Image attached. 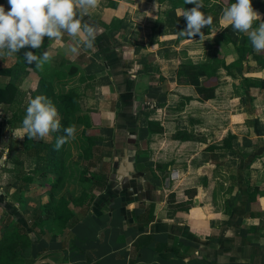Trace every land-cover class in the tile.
Returning a JSON list of instances; mask_svg holds the SVG:
<instances>
[{
	"label": "crops",
	"instance_id": "obj_1",
	"mask_svg": "<svg viewBox=\"0 0 264 264\" xmlns=\"http://www.w3.org/2000/svg\"><path fill=\"white\" fill-rule=\"evenodd\" d=\"M203 3L213 17L204 40L178 35L182 10L194 7L184 0H100L84 16L97 30L93 49L74 56L44 37L33 49L52 53L43 71L21 68L17 54L0 57L11 70L0 86L17 87L14 100L0 104V156L9 149L0 189L31 228L27 264H264V88L240 82L264 79V52L225 26L218 0ZM251 3L264 21V0ZM63 44L72 38L65 34ZM238 45L248 50L227 71L221 63L236 59ZM214 57L212 76L198 77L215 83L213 97L199 99L182 72L202 63L210 71ZM67 93L75 102L64 108L57 98ZM37 95L51 100L65 127H77L58 151L54 134L24 136ZM177 131L193 138H175ZM49 195L71 215L61 231L38 212ZM5 220L12 223L7 214L0 229Z\"/></svg>",
	"mask_w": 264,
	"mask_h": 264
},
{
	"label": "clouds",
	"instance_id": "obj_2",
	"mask_svg": "<svg viewBox=\"0 0 264 264\" xmlns=\"http://www.w3.org/2000/svg\"><path fill=\"white\" fill-rule=\"evenodd\" d=\"M100 0H7L8 11L0 5V57L11 56L21 49L30 47L38 50L43 46L44 37L55 41L58 46L66 47L67 51L76 56L80 49H93L97 30L94 25L84 20L89 9L98 7ZM185 4L194 5L191 9H183L180 16L186 20V28L178 35L192 39L199 36L204 40L202 28L213 23V17L206 15L202 9L203 0H184ZM222 21L225 26L240 33H246L251 45L257 53L264 52V21L261 14L252 7L251 0H235L222 10ZM259 26L253 28L254 22ZM67 34L72 38L71 46L63 44ZM24 60L29 65L43 71L44 65L51 61L49 48L41 55L33 51L24 52ZM24 136L28 139H45L53 133L61 131V121L56 107L44 95L31 98L22 121ZM63 135L57 136L54 150H59L64 144L76 139L77 127L68 126L63 129ZM21 136L20 138H23ZM9 149H3L0 156V166L7 159Z\"/></svg>",
	"mask_w": 264,
	"mask_h": 264
},
{
	"label": "trees",
	"instance_id": "obj_3",
	"mask_svg": "<svg viewBox=\"0 0 264 264\" xmlns=\"http://www.w3.org/2000/svg\"><path fill=\"white\" fill-rule=\"evenodd\" d=\"M223 6L228 7L231 3H234L235 0H218ZM248 50L247 47H241V45L237 46V56L234 61H232L229 64L221 63L223 68H225L227 71H229V68L234 67L236 65H240L241 60V52ZM25 51H33L30 47L21 49L20 52L17 53V55L21 58V68L30 67L33 65H29L24 60V52ZM214 61V62H213ZM213 63L209 64L210 71L205 70V67L207 66L206 63L199 64L195 67H193L190 70H186L182 72L183 81L187 82L188 84L193 85L195 88V91L198 94L199 99H207L213 97V90L215 87V83L213 82L212 85L204 86L201 81H198V77L201 75H206V77L212 76L215 68V57L214 60H212ZM218 62V60H217ZM11 73V70L6 67H0V75H9ZM245 81L242 83V81ZM241 84L247 88V86H255L259 89L264 88V79H246L241 78ZM17 93V87L14 84L13 81H8L7 83L0 86V104H9L11 103ZM58 104L61 107L65 108V105H71L74 99L70 94H62L57 98ZM75 102V101H74ZM156 122V121H155ZM155 122L148 121L149 130L152 129V123L154 124V130L155 131H161V127L158 126ZM65 120L64 118L61 120V131L59 133H53L54 134V140L56 142L57 136L63 135V129L65 127ZM175 138L178 139H189L193 138V136L190 133L177 131L172 135ZM232 138L231 134H227L223 140H222V147L227 149L230 146V139ZM208 148H211V146H208ZM55 159L57 157V154L54 156ZM23 181L22 179H20ZM59 181L58 179L53 180V183L51 187L57 185ZM255 190V187L252 191ZM252 191L248 192L247 197L248 200H250L252 196ZM50 199L47 201V203L40 205V212L44 218H46L50 223L52 224V231H61L65 229V223L67 222L68 218L71 216L67 209H64L63 204H65V201L61 203V201L54 202L51 197L52 195H49ZM53 198V197H52ZM3 200V198H2ZM1 197H0V203H1ZM63 205V206H62ZM4 211L10 216L11 222L10 226L4 225V228L0 229V264H27L30 262L31 259V251H32V245H34V241L29 237V232L31 231V228L27 226L25 221H23L22 216L16 210L15 208L11 207L10 205L6 204L3 205ZM43 219V218H42ZM7 223V222H6ZM31 250V251H30Z\"/></svg>",
	"mask_w": 264,
	"mask_h": 264
},
{
	"label": "rangeland",
	"instance_id": "obj_4",
	"mask_svg": "<svg viewBox=\"0 0 264 264\" xmlns=\"http://www.w3.org/2000/svg\"><path fill=\"white\" fill-rule=\"evenodd\" d=\"M5 189V188H4ZM3 189H0V197H1V201H2V198H3ZM5 203H7V202H1L0 204L1 205H6ZM5 217H7V214L5 213V214H3V213H1L0 214V223H1V221L5 218ZM7 220H5V221H3V223H5L4 225H7Z\"/></svg>",
	"mask_w": 264,
	"mask_h": 264
},
{
	"label": "water",
	"instance_id": "obj_5",
	"mask_svg": "<svg viewBox=\"0 0 264 264\" xmlns=\"http://www.w3.org/2000/svg\"><path fill=\"white\" fill-rule=\"evenodd\" d=\"M32 264H39V259L34 260V262ZM49 264H71V263L63 262V263H49Z\"/></svg>",
	"mask_w": 264,
	"mask_h": 264
}]
</instances>
